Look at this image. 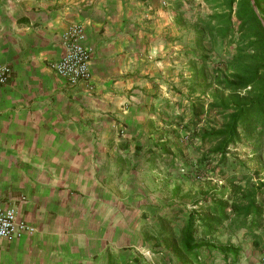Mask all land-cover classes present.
Returning a JSON list of instances; mask_svg holds the SVG:
<instances>
[{"label":"crops","instance_id":"1","mask_svg":"<svg viewBox=\"0 0 264 264\" xmlns=\"http://www.w3.org/2000/svg\"><path fill=\"white\" fill-rule=\"evenodd\" d=\"M74 25L90 52V89L51 68ZM188 43L170 0H0V63L12 70L0 86V201L35 228L0 239V264H123L150 253L145 234L171 215L174 185L191 189L159 163L179 112L172 88L190 73Z\"/></svg>","mask_w":264,"mask_h":264},{"label":"trees","instance_id":"2","mask_svg":"<svg viewBox=\"0 0 264 264\" xmlns=\"http://www.w3.org/2000/svg\"><path fill=\"white\" fill-rule=\"evenodd\" d=\"M170 1L189 35L190 73L172 88L179 112L159 144L166 155L159 163L191 189L174 185L180 199L171 215L156 217L145 241L156 264H239L247 243L256 264L264 259V0H253L255 9L250 0H201L220 11L192 20L183 12L192 0ZM220 43L232 50L216 53ZM242 145L248 161L232 153ZM239 234L241 245L232 243ZM123 264L154 263L137 254Z\"/></svg>","mask_w":264,"mask_h":264},{"label":"built area","instance_id":"3","mask_svg":"<svg viewBox=\"0 0 264 264\" xmlns=\"http://www.w3.org/2000/svg\"><path fill=\"white\" fill-rule=\"evenodd\" d=\"M162 3L166 4L165 1ZM84 40L85 34L80 25L69 27L62 36L64 55L58 62L51 64V68L58 77L70 85L84 83L90 89V52L84 46ZM11 74V68L0 63V86L8 83ZM33 233L35 228L32 225L19 219L13 207H7L0 201V239H20ZM261 264H264V259L261 260Z\"/></svg>","mask_w":264,"mask_h":264},{"label":"rangeland","instance_id":"4","mask_svg":"<svg viewBox=\"0 0 264 264\" xmlns=\"http://www.w3.org/2000/svg\"><path fill=\"white\" fill-rule=\"evenodd\" d=\"M219 11L220 10H218V9L215 10L214 6H212V7L207 6L201 0H192L190 2H186L185 1L184 2V7H183L184 17H186L188 20H192L194 17H196L198 15H201V16L213 15V14H215V12H219ZM231 23L232 24L235 23V19L234 18L231 19ZM225 47H226L225 44L220 43L219 46H217V48H216V51H218L216 53H218V54L227 53L228 51L230 52L232 50L231 47L230 48L229 47L225 48ZM216 59H217V54H215V52H214V57H213L212 61H216ZM209 66L211 67V64H209ZM247 149H248V146H246V145L238 146L236 149L232 150V153H236L238 155V157L242 161H248V160H250V157L247 156ZM249 167L252 170H256L257 169L256 166H254V165H250ZM258 170L260 172V175L263 176L264 172H262V169L258 168ZM241 238H242V235L239 234L236 237H232L231 241H232V243L241 245V241H242ZM224 239H226V237ZM247 244L243 245L242 258L240 259V263L239 264H251L252 262H250V261L252 260V258H254V256L256 257V254L252 250L251 246H249ZM141 252L145 256V258H147L149 261H151L154 264H156L155 263L156 261H155L154 257L151 255V252L149 253V252L144 251V250L141 251ZM257 259L258 260H257L256 264H260L261 260L263 258L258 257Z\"/></svg>","mask_w":264,"mask_h":264},{"label":"water","instance_id":"5","mask_svg":"<svg viewBox=\"0 0 264 264\" xmlns=\"http://www.w3.org/2000/svg\"><path fill=\"white\" fill-rule=\"evenodd\" d=\"M250 1H251L253 8L255 9L253 0H250ZM263 26H264V24H263Z\"/></svg>","mask_w":264,"mask_h":264}]
</instances>
